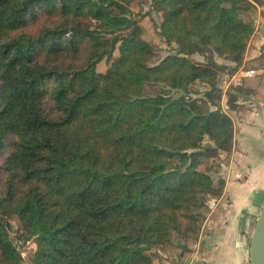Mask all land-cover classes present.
<instances>
[{
  "label": "trees",
  "instance_id": "trees-1",
  "mask_svg": "<svg viewBox=\"0 0 264 264\" xmlns=\"http://www.w3.org/2000/svg\"><path fill=\"white\" fill-rule=\"evenodd\" d=\"M136 1L0 0V264H22L13 217L31 264H159L153 251L196 239L221 197L202 144L229 154L234 130L212 96L264 1L150 0L173 51L156 65Z\"/></svg>",
  "mask_w": 264,
  "mask_h": 264
},
{
  "label": "crops",
  "instance_id": "crops-1",
  "mask_svg": "<svg viewBox=\"0 0 264 264\" xmlns=\"http://www.w3.org/2000/svg\"><path fill=\"white\" fill-rule=\"evenodd\" d=\"M257 7L241 65L257 75L244 80L228 112L234 137L230 154L221 157V201L205 214L197 238L185 243L189 251L174 264H249L251 234L264 205V6Z\"/></svg>",
  "mask_w": 264,
  "mask_h": 264
},
{
  "label": "rangeland",
  "instance_id": "rangeland-1",
  "mask_svg": "<svg viewBox=\"0 0 264 264\" xmlns=\"http://www.w3.org/2000/svg\"><path fill=\"white\" fill-rule=\"evenodd\" d=\"M150 4H151L150 0H137L134 4L131 5L130 8L133 14L135 15L134 17L139 21L140 27L143 29V39L150 42L153 46V56L150 60V64L156 65L160 63L164 57L172 54L173 51L164 43V41L158 34V27L161 18H159L156 12H152L150 10L151 9ZM257 6L256 9L252 12L253 18L257 15V9H258ZM43 22L46 25L55 26L59 24L61 21L57 19H53L49 21L44 20ZM189 59L196 64L203 63L204 61L203 58L199 55L190 56ZM81 64L82 63H79L77 67H79ZM110 67L111 64H108L106 61H102L97 66V71L99 73L105 74L107 73ZM221 81L222 79L217 82L216 89L212 96V102L217 106H220L222 111L228 115L229 114L228 112L230 111V105L232 103L233 104L235 103L236 93L238 92V90L231 88L227 92H224L220 87ZM207 90L208 88L206 85L198 83L196 85L191 86L190 88L191 92L187 94V96L188 98H194V99L203 98ZM171 95L173 97H179L182 94L174 91L172 92ZM224 106H226V108H224ZM202 151L207 155V157L209 156L212 157V159L210 158L209 160L206 158H203L204 160L201 159V161H203V163L205 164L202 168H205L206 165H211V168L209 169V174L213 176V180L216 184L220 180L219 173L221 169V157L224 154L225 156L228 155H226L227 153L217 152L214 143L208 137L205 138L202 144ZM213 157L216 159L213 160ZM213 198L217 199V201H221L220 199L221 197H213ZM207 202H206V207L202 210L204 214L208 212H212L209 209ZM9 221L11 223L10 231L12 233L13 242L15 246L20 250L22 255V264H31L33 247H34L33 242L32 241L24 242L22 239L19 238V236L20 237L22 236V233L20 232L21 226L19 220L16 217H13ZM18 238L21 241H19ZM194 240H195L194 235L187 239H181L179 238L178 235L173 234L170 243H167L163 248H160L159 250L158 249L154 250L152 254H155V256L157 254L156 261H158L159 264H174L182 260V257L189 251L186 245L187 242H191ZM181 246L183 247L185 246L186 249L181 248Z\"/></svg>",
  "mask_w": 264,
  "mask_h": 264
},
{
  "label": "water",
  "instance_id": "water-1",
  "mask_svg": "<svg viewBox=\"0 0 264 264\" xmlns=\"http://www.w3.org/2000/svg\"><path fill=\"white\" fill-rule=\"evenodd\" d=\"M249 264H264V205L256 219L251 234Z\"/></svg>",
  "mask_w": 264,
  "mask_h": 264
},
{
  "label": "built area",
  "instance_id": "built-area-1",
  "mask_svg": "<svg viewBox=\"0 0 264 264\" xmlns=\"http://www.w3.org/2000/svg\"><path fill=\"white\" fill-rule=\"evenodd\" d=\"M257 75V71L255 70H246L239 69L232 75H225L221 81V89L224 92H227L231 88H240L244 85V80L246 78H251ZM207 205L211 211H214L217 208V200L213 197L208 198Z\"/></svg>",
  "mask_w": 264,
  "mask_h": 264
}]
</instances>
